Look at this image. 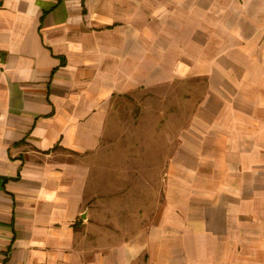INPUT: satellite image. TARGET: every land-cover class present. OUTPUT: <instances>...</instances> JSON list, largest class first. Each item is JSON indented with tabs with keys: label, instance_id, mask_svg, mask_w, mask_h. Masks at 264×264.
I'll list each match as a JSON object with an SVG mask.
<instances>
[{
	"label": "crops",
	"instance_id": "1",
	"mask_svg": "<svg viewBox=\"0 0 264 264\" xmlns=\"http://www.w3.org/2000/svg\"><path fill=\"white\" fill-rule=\"evenodd\" d=\"M178 84L162 202L122 238L87 157L115 99ZM0 264H264V0H0Z\"/></svg>",
	"mask_w": 264,
	"mask_h": 264
},
{
	"label": "rangeland",
	"instance_id": "2",
	"mask_svg": "<svg viewBox=\"0 0 264 264\" xmlns=\"http://www.w3.org/2000/svg\"><path fill=\"white\" fill-rule=\"evenodd\" d=\"M193 86L198 97L202 85ZM188 91L189 86L178 84L118 97L101 145L87 157L88 205L101 199L107 208L113 206L122 238L139 231L146 215L152 219L162 202L167 160L195 104L185 100Z\"/></svg>",
	"mask_w": 264,
	"mask_h": 264
}]
</instances>
